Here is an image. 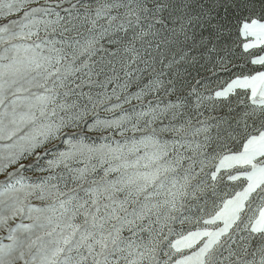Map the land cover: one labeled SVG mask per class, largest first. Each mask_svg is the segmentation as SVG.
<instances>
[{
  "label": "snow or ice",
  "instance_id": "obj_1",
  "mask_svg": "<svg viewBox=\"0 0 264 264\" xmlns=\"http://www.w3.org/2000/svg\"><path fill=\"white\" fill-rule=\"evenodd\" d=\"M0 264H264V0H0Z\"/></svg>",
  "mask_w": 264,
  "mask_h": 264
}]
</instances>
